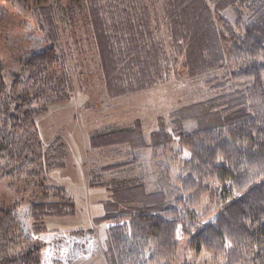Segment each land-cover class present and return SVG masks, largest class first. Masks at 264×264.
<instances>
[{"label":"trees","instance_id":"16d2710c","mask_svg":"<svg viewBox=\"0 0 264 264\" xmlns=\"http://www.w3.org/2000/svg\"><path fill=\"white\" fill-rule=\"evenodd\" d=\"M18 1L41 14L48 46L11 69L10 82L0 60V176L12 187L39 182L40 201L22 213L30 217V228L18 212L23 203L0 209V264H70L82 243L96 235L93 229L47 227L50 217L75 216L77 203L65 188L41 180L66 169L68 153L61 136L43 144L36 120L51 105L69 102L75 81L51 0ZM152 1L88 0L110 100L146 91L169 71L167 51L151 28ZM162 2L188 75L219 73L210 83L221 93L174 111L170 125L177 139L163 117L150 139L140 118L90 133L92 150L127 154L89 170V186L109 192L105 212L94 222H117L109 232L108 264H174L180 225L194 250L226 252V264H264V0ZM229 9L233 22L225 16ZM149 151L160 167L155 190L146 176L133 175ZM172 151L170 161L163 157ZM170 162L179 170L176 183L163 168ZM211 180L223 184L219 193ZM173 190L179 192L175 204L169 198ZM207 195L208 210L218 213L194 233L195 217L186 220L180 207L199 205Z\"/></svg>","mask_w":264,"mask_h":264},{"label":"rangeland","instance_id":"374dc122","mask_svg":"<svg viewBox=\"0 0 264 264\" xmlns=\"http://www.w3.org/2000/svg\"><path fill=\"white\" fill-rule=\"evenodd\" d=\"M51 3L55 6V19L61 36L60 45L69 55L75 93L69 102L51 105L48 112L37 117L36 123L43 144L46 146L57 136H61L68 153L66 169L53 171L41 180L43 179V183L48 187L65 188L77 203V213L70 217H50L45 222L48 228L62 231L94 230L96 236L89 237L85 243L81 242L83 253L79 251V254L70 260V264H108L111 245L109 232L117 222L105 221L100 224L94 222L96 217L104 214V200L109 198V192L105 188L89 186V170L94 164L107 165L126 158L127 154L106 156L104 152L92 150L90 133L108 124L123 127L140 118L143 120L146 136L150 139L151 133L159 129V118L163 117L170 132L177 139L173 133V126L170 125L174 111L221 93L210 83V80L219 73L213 72L195 78L188 75L185 55L178 52L179 48L174 47L164 3L162 0H153L149 2L151 28L155 33V39L160 40L167 51L169 71L164 81L146 91L110 100L100 64L88 0H51ZM211 5L213 6L212 3ZM225 16L232 22L236 19L232 9L227 10ZM41 21L40 13L35 9H25L20 1L0 0V60L6 67L5 77L8 82L11 81V69L18 70L33 52L47 48L48 42L44 40ZM260 62L264 63V57ZM124 151L126 152V149ZM175 154L176 152L172 151L163 157L170 161ZM163 166L168 181L176 183L179 170L175 163L170 162L168 166L167 164ZM112 174L109 173L107 176ZM141 174L146 176L151 190L160 188L157 183L160 178V167L151 157V151L133 171V175ZM38 184L39 182L34 185L18 184L12 187L0 176V209L23 203L18 212L24 213L28 206L31 207L34 202L40 201ZM209 185L214 193H219L223 188V184L212 180L209 181ZM178 195L179 192L173 190L169 195L170 202L175 204ZM210 204L211 198L207 195L199 205L180 207L183 218L190 220L191 217H195L194 233L215 219L218 211L213 209L210 212L208 210ZM20 217L30 228L29 220L27 221L30 217L25 218L23 214ZM118 223L125 224L123 221ZM177 239L179 252L174 264L227 262L226 252L214 253L206 249L197 251L191 248L189 236L184 234L182 225L178 229Z\"/></svg>","mask_w":264,"mask_h":264}]
</instances>
